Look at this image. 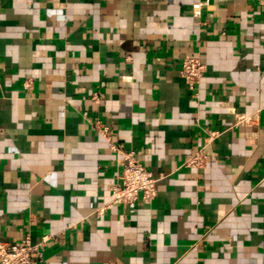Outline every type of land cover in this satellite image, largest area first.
Masks as SVG:
<instances>
[{
  "label": "crops",
  "instance_id": "obj_1",
  "mask_svg": "<svg viewBox=\"0 0 264 264\" xmlns=\"http://www.w3.org/2000/svg\"><path fill=\"white\" fill-rule=\"evenodd\" d=\"M96 123L154 174L151 204L106 208L122 158ZM26 237L42 264H264V7L0 0V245Z\"/></svg>",
  "mask_w": 264,
  "mask_h": 264
},
{
  "label": "built area",
  "instance_id": "obj_2",
  "mask_svg": "<svg viewBox=\"0 0 264 264\" xmlns=\"http://www.w3.org/2000/svg\"><path fill=\"white\" fill-rule=\"evenodd\" d=\"M257 2L264 7V0H257ZM205 69L204 63L198 57H190L184 61L181 74L191 91L196 90L204 77ZM26 87L30 88V83H27ZM100 98L98 94L93 97L96 102H99ZM95 129L109 141L112 151L122 158V171L118 182L112 188V201L106 208L114 205L151 204L158 194V180L154 174L139 162L134 151H128L122 145L114 144L108 129L102 128L99 123H96ZM217 135L218 133H212L211 140ZM207 164L208 157L202 149L187 158L184 166L188 169L201 170ZM46 243L47 239H44L42 243L34 245L31 238L26 237L20 244H2L0 245V264H42L43 247Z\"/></svg>",
  "mask_w": 264,
  "mask_h": 264
}]
</instances>
